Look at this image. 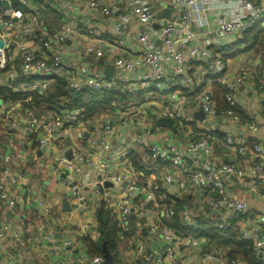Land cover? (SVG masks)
<instances>
[{
  "label": "crops",
  "instance_id": "1",
  "mask_svg": "<svg viewBox=\"0 0 264 264\" xmlns=\"http://www.w3.org/2000/svg\"><path fill=\"white\" fill-rule=\"evenodd\" d=\"M249 1L244 6L238 0H214L201 8L198 4L193 7L192 21L187 23L165 0H142V5L154 13L150 22L142 23L132 11L134 0H116L108 15L98 9L66 1L30 0L27 7L24 6L29 9L28 13L21 18H13L11 29H0L4 35L5 52L9 56L6 68H0V87L22 93L21 99H0V183L7 197L15 199L9 205L7 199L0 197V226H7L0 237V264H72L71 255L76 250L64 247L61 252L54 253L52 246L70 240L77 243L76 249L80 250L86 248L80 241L82 237L96 240L99 235L95 212L100 201H105L116 219L124 198L133 209L140 203H151L147 217H139L136 212L129 216L132 223L128 227L136 236L120 234L117 241L119 264H137V261L147 264L144 254L150 247L158 248L161 238H152L148 233L142 235L141 231H147L150 226L163 230L164 219L169 220L173 216L169 211L179 209L178 201V215L188 226L199 229L210 223L217 227L218 211L208 205V200L216 195L212 187L180 189L175 184L167 185L162 179L165 174L176 179L184 177L196 166L197 159L204 167L233 164L235 169L245 173L239 175L230 171L222 174L229 196L245 199L250 207L249 216L239 215L231 220L233 227L242 228L255 213L264 214V181L252 190L249 176L250 168L259 159L252 157L249 150L237 154L225 141V137L231 134L237 141L245 142L249 149L256 143L264 145V69L261 67L264 60V13L246 30H235L224 36L216 32L219 17H240L248 14L253 5H264V0ZM165 8H170V15L161 18ZM31 12L36 13L37 23L31 22ZM67 13L70 16H66ZM167 21L176 23L175 34L183 38L184 64L179 73L175 71V61L164 48L162 27ZM67 23L71 30L64 41L53 42L52 35L63 33ZM88 28H94L100 34L88 33ZM142 29L148 32V44L161 52L163 78L153 80L147 66L136 67L122 77V88L118 89L127 93V100L114 102L110 111L81 120L79 110L54 111L48 103L32 96L36 89L26 92L20 86L23 80L37 81L35 77L25 78L21 69L23 55L31 50L46 55L48 60L54 51L59 52L62 59L74 64L80 80L88 73L106 78L103 72L111 67V79L117 78L114 60L117 57L130 59L138 53L141 45L138 33ZM188 33L193 37L186 38ZM48 39H51V47L46 49L43 42ZM217 43L222 45V59L228 75H234L243 64L250 70L249 81L239 86L236 95L238 119L235 123L224 113V101L221 103L219 97L220 103L217 101L214 82L210 89L214 105L216 109L218 107L217 113L212 117L205 116L204 121L195 116V112L201 109V98L206 88L204 81L210 77L209 62L199 55L197 58L196 49L214 52ZM87 47H92V52L86 53ZM97 50L101 51L100 56L95 54ZM70 73L65 67H59L52 76L69 82ZM49 81L53 85V81ZM166 86L175 97H170ZM25 92L30 95L28 101L22 98ZM174 102H178L192 120L185 126L175 119L169 127L159 126L158 111L171 107ZM71 115L76 117L75 121L62 122ZM11 119L17 120L15 127L11 125ZM31 119L38 120L41 125L60 119L61 124L56 125L52 137L39 144L37 140L43 128L27 132L18 126ZM249 122L255 123L254 130L247 129ZM147 130L149 134H146ZM203 139L210 148L207 154L199 144ZM152 143L174 147L183 155L184 164L175 166L170 158L152 160L148 156V147ZM9 154L12 155L10 159L7 158ZM68 166L72 167L71 170ZM63 169H68L69 174L61 178ZM4 171L20 173L16 186L3 175ZM104 180L112 181L113 186L104 187ZM71 185L78 186L76 195L71 193ZM131 199L133 205L130 204ZM63 201L71 207L69 212L62 210ZM184 212L187 218L183 217ZM131 216L135 219H130ZM143 218L146 220L144 223L141 221ZM49 230H53L52 241L44 237ZM189 234L190 238L200 240V248L187 247L189 239L177 236L176 257L166 259L164 264H194L198 252L211 253V264L226 262V248L221 247L222 250L217 252L213 250L217 246ZM138 243L145 246L140 252L135 250Z\"/></svg>",
  "mask_w": 264,
  "mask_h": 264
},
{
  "label": "built area",
  "instance_id": "2",
  "mask_svg": "<svg viewBox=\"0 0 264 264\" xmlns=\"http://www.w3.org/2000/svg\"><path fill=\"white\" fill-rule=\"evenodd\" d=\"M19 4L26 6L30 3V0H14ZM58 1H66L70 3H76L79 6H86L88 9H98L104 15H108L112 11V7L115 5L116 0H49L50 3H57ZM135 5L132 9L133 13L138 16L140 22L148 23L153 17L154 13L142 5V0H134ZM169 6L180 14V19L184 22L190 23L193 19V7L200 4V8L204 4H209L214 0H165ZM241 5H247L249 0H238ZM10 7L8 9H3L0 6V26L3 28H10L13 26V18H21L23 16L22 11L19 8L13 7V0H7ZM29 10V9H28ZM33 10V9H31ZM29 12V11H28ZM264 13V5H253L248 14L241 15L240 17H233L227 19L225 16L218 18V26L216 32L220 36H224L228 33H231L235 30H246L251 28L253 24L260 18L261 14ZM66 16H70V13H67ZM29 18L31 22L37 23V15L34 12L29 13ZM176 23L173 21H167L162 27L163 33V43L164 48L169 52L175 61V71L179 73L182 65L184 64L182 56V42L183 38L175 34ZM71 30L70 25L65 24V31L63 33H54L52 35V41L55 43H62L65 39V35ZM88 33L99 35L100 31L94 28H88ZM193 34L188 33L186 38H192ZM0 39L4 40V35L0 32ZM148 32L146 29H142L138 33V40L140 41V47L137 54L130 59H124L122 57H117L114 60V64L118 73L117 78L106 79L100 77L93 73H88L83 80L78 79L75 72V66L72 62L62 59L59 52L54 51L51 55L50 60L48 57H45L44 54H39L34 51H28L23 55L21 69L25 78L28 77H45L53 75L55 69L59 67H65L70 73L69 77V87L76 90H90L94 92H102L105 90L111 89H121V79L124 75L131 72L133 69L139 66H147L150 70L149 77L153 80H161L163 78L164 66L161 59V52L154 47H151L148 44ZM50 40L43 42V46L46 49L51 47ZM5 45V42H4ZM6 48L0 47V68L4 69L7 66L9 61V56L5 52ZM85 52H92V47H87ZM97 56L101 55V51H95ZM198 55L205 61L209 62L210 71L208 75L210 76L204 82L206 88L203 91L201 98V108L205 113V116L212 117L215 112V105L212 98V91L210 89V84L212 82H217L224 89V101L226 103V109L224 113L235 123L238 119L237 113L235 111L236 107V95L238 93L239 86L247 83L250 79V70L245 64L239 66L238 71L234 75L227 74L226 64L222 59V45L217 43L214 46V52H209L206 49H196V56ZM261 67L264 69V60L261 62ZM11 76V73L9 74ZM204 80V79H203ZM202 80V82H203ZM49 80H37L35 82H27L23 80L20 83V86L26 90V92H31L33 90H46L48 88ZM166 89L169 90V86H166ZM170 97H175V94L169 90ZM29 95L25 96L23 99L28 101ZM158 117H167L175 120H179L183 126L187 125L192 118L183 112L181 105L178 102H174L171 107H164L158 111ZM75 116H66L62 122H69L70 120L75 121ZM17 120L11 119V125L16 126ZM61 124V120H51L47 124L41 125L38 120L31 119L25 121L18 126L27 132H34L38 128H43L42 133L43 137L39 138L37 141L39 144L45 142L47 137H52L53 131L56 125ZM247 129L254 130L256 125L254 122L247 123ZM158 127H155L157 130ZM150 131H146V134H149ZM225 141L229 144L237 154H243L250 151V155L254 158L259 159L255 163L249 172L251 189H255L259 182L264 181V145L261 143L254 144L250 149L246 146L245 142H240L235 139L231 134H228L225 137ZM203 149L204 154H207L210 151L207 141L204 139L199 143ZM148 156L154 161H162L166 159H171V163L175 166H182L184 164L183 155L179 153L174 147L170 145H161L158 143H152L148 147ZM206 157V156H205ZM8 159L12 158V155L7 156ZM196 166L192 170H188L184 177L176 179L171 174H165L162 179L167 185H176L180 189L184 188H205L212 187L216 191V195L211 197L208 200V205L211 209L218 211L216 217L217 227L219 229H228L232 228L237 230L238 238L240 240H246L251 243L252 251L259 260L261 264H264V214L255 213L249 218V222L244 227L236 229L233 227L231 220L236 216L247 217L250 214V207L247 201L243 198L231 197L225 190V186L222 181L223 172L236 171L239 175L245 174L243 170L235 169L233 164L224 165L221 167H204V164L200 159L195 160ZM71 166H68V169L71 170ZM67 169V170H68ZM68 170V171H69ZM19 172L15 171L14 173H9V171H4L3 175L8 176L10 183L14 186L17 184L19 178ZM4 179V178H3ZM2 183H0V197L2 199H7L9 205H12L15 202L14 198L7 197V193L2 189ZM78 190L77 185H71V193L76 195ZM134 208L136 215L141 217L145 215L146 209L144 203H140L139 206ZM130 205L126 198H124L122 206L120 208L119 220L121 224H125L129 216ZM173 210L169 211V215H173ZM142 216V217H143ZM183 217L187 218L186 212L183 213ZM7 229L6 225L0 226V237H2ZM157 227L150 226L147 229V233L152 238H157ZM161 245L158 248H149L148 251L144 254L147 264H164L166 259L172 260L176 257L178 252V245L175 242L174 231L165 227L160 231ZM187 234L185 237L189 239L188 246L189 248H200L201 242L198 239H192ZM45 239L48 241L53 240V230H49L44 235ZM186 242V241H185ZM77 243H74L70 240L64 241L62 245L54 244L52 250L54 253L61 252V249L64 247L69 248L70 250H76L75 254L71 255L72 264H99L102 262L103 258L100 256H89V253L86 249H76ZM143 243H138L135 250L140 252L144 249ZM189 253V251L187 252ZM213 260L211 253H199L197 254V260L194 264H211ZM192 264V262H189ZM224 264H246L239 259L227 258Z\"/></svg>",
  "mask_w": 264,
  "mask_h": 264
},
{
  "label": "trees",
  "instance_id": "3",
  "mask_svg": "<svg viewBox=\"0 0 264 264\" xmlns=\"http://www.w3.org/2000/svg\"><path fill=\"white\" fill-rule=\"evenodd\" d=\"M13 7L19 8L23 14L28 13V9H25L23 5L14 0ZM35 79L52 80L53 85H51L49 81V86L43 93L39 92V90H35L32 94L34 98L37 97L42 99L51 106L50 108L57 112L62 109H66L67 111L79 110L81 112V118L79 119L81 120H87L96 114L110 111L113 108L114 102H125L128 96L127 93L121 92L118 89L105 90L102 92H94L87 89L76 91L69 87L68 81L52 75L35 77ZM214 83L216 99L220 103L218 100L219 97L221 103H223L224 89L217 82L214 81ZM21 94V92H13L11 89L0 87V99L17 100L21 99ZM26 95H28V93L25 92L22 98ZM222 108L224 109L223 111H225V101ZM217 111L218 107L217 109L215 107V112L217 113ZM177 205L180 209V201L177 202ZM179 209L174 211L171 219H164V227L171 228L175 235L185 237L187 234L191 233L196 237L205 239L210 245L226 248L229 260L239 259L246 264H261L252 251L251 243L246 240H240L237 230H233L231 227L228 229H219L210 223L203 225L199 229H194V227L186 224L185 219L179 217ZM95 216L97 221L96 231L99 235L98 238L94 240L88 236H84L80 241L85 245V249L89 253V256L97 255L102 258V244L104 243L106 248L113 255V264H119L117 241L119 240L120 234L132 238L136 236L135 232L128 227L132 221L128 219L124 225L121 224L119 218L116 219L115 213L106 205L105 201L99 202ZM160 231V229L157 230V237L161 235ZM136 263L142 264L140 261Z\"/></svg>",
  "mask_w": 264,
  "mask_h": 264
},
{
  "label": "water",
  "instance_id": "4",
  "mask_svg": "<svg viewBox=\"0 0 264 264\" xmlns=\"http://www.w3.org/2000/svg\"><path fill=\"white\" fill-rule=\"evenodd\" d=\"M0 6H1L3 9H8V8L10 7L9 3L7 2V0H0ZM161 14H162V15H160L161 18H168L169 15H170V8H165ZM158 16H159V15H158ZM1 28H2V26H0V29H1ZM0 47H5L4 42H3L2 39H0ZM112 73H113V67H111V68H109V69H107L106 71L103 72V74H105V76H106L107 79H111V77H112ZM195 116H196L199 120L204 121V119H205V113H204V111L202 110V108L199 109L197 112H195ZM172 123H173V119H171V118H167V117H161V118H159L158 121H157V124H158L159 126H163V127H169ZM39 136H40V138H42V137H43V133L40 132V133H39ZM66 143L69 144V141L67 140ZM37 152L40 153L41 150H38ZM70 160H71V159H69V161H70ZM68 174H69V171H68L67 169H63V172L61 173L60 177H61V178H64V177H65L66 175H68ZM98 180H101V177H100V176H98ZM102 184H103V186L106 187V188L109 187V186H113V182L110 181V180H106V181L104 180V181L102 182ZM135 194L138 195V194H139V191L136 190V191H135ZM65 202H66V201H63V208H62V210H63L64 212H69L70 209H71V207H70V206H67ZM130 204L133 205V200H132V199H131V201H130ZM145 209H146L145 217H147V216L149 215V211H150V209H151V203H150V202H148V203L145 204ZM130 212H131V214L134 213V209H133V207L130 208ZM130 219H135V216H131ZM141 221L144 223L146 220H145V218H143ZM141 233H142V235H146V233H147L146 229H142ZM206 244H207V243H205V245H206ZM102 245H103V249H102V250H103V260H102V262L99 263V264H113V261H114L113 255H112V254L110 253V251L106 248V246H105L104 243H103Z\"/></svg>",
  "mask_w": 264,
  "mask_h": 264
},
{
  "label": "rangeland",
  "instance_id": "5",
  "mask_svg": "<svg viewBox=\"0 0 264 264\" xmlns=\"http://www.w3.org/2000/svg\"><path fill=\"white\" fill-rule=\"evenodd\" d=\"M67 157H69V156H67ZM213 250L219 252L220 250H222V248L221 247H217V248L215 247Z\"/></svg>",
  "mask_w": 264,
  "mask_h": 264
}]
</instances>
